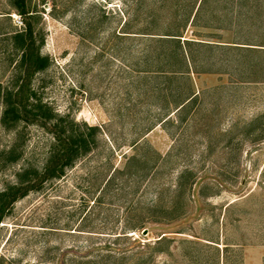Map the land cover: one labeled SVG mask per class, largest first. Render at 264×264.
I'll return each mask as SVG.
<instances>
[{"label": "rangeland", "instance_id": "obj_1", "mask_svg": "<svg viewBox=\"0 0 264 264\" xmlns=\"http://www.w3.org/2000/svg\"><path fill=\"white\" fill-rule=\"evenodd\" d=\"M157 5L150 0L140 18L147 9L166 12ZM27 6L47 58L32 79L36 101L51 121L98 128L63 175L15 202L0 223V264H60L70 246L131 227L135 241H118L131 256L121 264H264V0H228L225 30L193 28L220 34L195 39L229 46L192 47L199 95L163 123L169 91L187 83L154 77L150 69L162 64L145 62V41L118 35L121 11L134 16L135 0ZM23 27L11 0H0V192L22 168L41 169L52 140L40 122L3 120L4 93L18 83L14 35ZM160 211L179 216L155 220L166 215Z\"/></svg>", "mask_w": 264, "mask_h": 264}, {"label": "trees", "instance_id": "obj_2", "mask_svg": "<svg viewBox=\"0 0 264 264\" xmlns=\"http://www.w3.org/2000/svg\"><path fill=\"white\" fill-rule=\"evenodd\" d=\"M27 1L11 0L24 27L14 35V40L21 50L18 71H16L18 83L15 88L4 93L3 99L6 106L3 111V120L10 123L9 126H14L19 120L40 122L50 133L52 140L48 158L41 169L22 168L16 172L17 180L0 192V223L11 212L16 201L27 196L31 191L41 189L45 182L63 175L65 169L73 164L76 157L89 148L90 138L88 135H94L98 128L97 126H87L90 132H83L66 127L58 120L51 121L49 112L36 101L31 84L32 79L38 71L46 66L47 58L40 53ZM149 1L135 0L137 9L134 16L129 12L121 11L122 21L118 35L145 41V46L140 52L143 57H146L145 62L162 64V67L150 69L152 75H155L154 77L161 74L164 78L183 80L187 83L185 89L178 87L175 91H169L162 109L166 114L163 121H160L163 123L172 115L189 107L199 95L198 91L192 89L190 82V74L197 71L195 65L197 59L192 47L225 48L229 46L224 43L204 41L206 39H195L197 35L212 36L215 34L220 36L219 33L193 30L197 27L204 30H225L227 27L223 23L228 20V0H213L219 3L217 10L209 7L211 0H152L153 4H159L157 5L160 7L159 9L166 8L168 14L166 12L157 14L158 12L147 9L146 15L140 18ZM186 7L190 8L189 11L186 10L188 13L184 11ZM133 26L135 27L133 28ZM190 28H192L191 34L194 37L184 35ZM141 74L140 71H137L136 76L139 77ZM137 143L138 141L134 142L133 146H136ZM9 151L12 153V160L18 159L19 155L13 147ZM162 212L166 213L160 211V214ZM178 216V214L166 213V215H158L155 220L177 218ZM76 230L88 233L98 232L74 229L71 233H75ZM135 230L136 227L115 232L99 231L106 237L105 241L70 246L71 257L67 262L63 261L60 264L125 263L131 258L130 254H126L129 248H120L118 241H125L124 246L132 243L135 238L128 232ZM165 240L163 235L156 239L155 243L159 245ZM37 264L44 263L39 261Z\"/></svg>", "mask_w": 264, "mask_h": 264}, {"label": "water", "instance_id": "obj_3", "mask_svg": "<svg viewBox=\"0 0 264 264\" xmlns=\"http://www.w3.org/2000/svg\"><path fill=\"white\" fill-rule=\"evenodd\" d=\"M142 233H143V234H146V233H147V229L144 228V229L142 230Z\"/></svg>", "mask_w": 264, "mask_h": 264}]
</instances>
